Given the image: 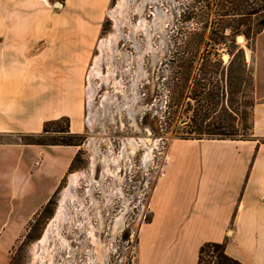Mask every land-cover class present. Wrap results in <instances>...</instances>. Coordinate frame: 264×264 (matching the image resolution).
<instances>
[{"label":"crops","instance_id":"1","mask_svg":"<svg viewBox=\"0 0 264 264\" xmlns=\"http://www.w3.org/2000/svg\"><path fill=\"white\" fill-rule=\"evenodd\" d=\"M110 2L0 0V148L17 153L9 196L20 187L26 205L11 245L54 194L78 149L24 138L43 135L45 121L62 117L69 133L83 132L86 74ZM253 42L254 86L259 66L264 81V22ZM255 124L247 138L169 141L149 192V217L138 228L140 264H196L204 242H222L240 264H264V130Z\"/></svg>","mask_w":264,"mask_h":264},{"label":"rangeland","instance_id":"2","mask_svg":"<svg viewBox=\"0 0 264 264\" xmlns=\"http://www.w3.org/2000/svg\"><path fill=\"white\" fill-rule=\"evenodd\" d=\"M120 1L111 0L94 51L95 59L101 52L102 41L110 37L114 41L113 58L111 47L105 45V57L99 69L103 80L94 78L96 93L92 103L85 90L84 130L78 136L69 137L77 143L76 158L47 209L27 222L12 245L26 214V205L20 187L9 196L7 179L17 153L0 148V255H5L6 247L11 245L7 264H140L142 257L136 258L137 233L140 224L149 217V192L169 141L176 137V131H182L190 114L182 107L172 117L169 113L172 68L168 58L172 52L183 49L185 39L199 38L200 23L187 17L199 11L201 3L198 0H127L125 10L119 13ZM209 31L206 27L203 36ZM254 37H244L239 44L252 71ZM201 50L202 44L197 52ZM222 58L226 61L227 55L223 53ZM107 68L109 77L105 75ZM261 68H257L254 79L259 94L255 93L254 86L249 93L252 98L249 117L246 122L238 117L233 120L238 138L252 134L254 121L258 130H264ZM112 78L120 80L119 89L114 88ZM103 95L107 101H102ZM238 111L240 117L242 112ZM92 112H98L94 114L96 117ZM53 127L64 129L65 120L48 128ZM131 139H139L136 148L130 147ZM260 140H264V135ZM90 142L94 143L95 151ZM74 172L79 174L78 182L70 187L69 176ZM67 188H70L69 197L64 199ZM63 199L68 215L63 222L62 215L59 232L67 244L54 231L49 241L44 242L45 246L35 245ZM118 216L120 224L115 228ZM34 252L37 257L33 259Z\"/></svg>","mask_w":264,"mask_h":264},{"label":"trees","instance_id":"3","mask_svg":"<svg viewBox=\"0 0 264 264\" xmlns=\"http://www.w3.org/2000/svg\"><path fill=\"white\" fill-rule=\"evenodd\" d=\"M198 1L201 3L199 11L187 19H196L200 23L199 38L185 39L183 49L172 52L168 58L172 68L169 113L172 117L181 107L190 111L182 131H176L175 135L182 139L238 138L233 120L238 117L246 122L249 117L253 75L243 47L235 42V35L248 38L260 31L264 22V0ZM206 27L210 31L204 37ZM225 29L229 30L227 34ZM201 44L202 50L198 53ZM223 53L227 55L226 61L222 58ZM237 110L242 112L240 117ZM62 119L65 120L64 129L48 128ZM67 125L66 117L45 121L43 135L27 136L24 140L28 143L77 145L69 137L79 134L69 133ZM76 155L77 152L68 169ZM51 200L52 196L33 218L43 213ZM196 264L240 263L224 252L222 242H204L198 248Z\"/></svg>","mask_w":264,"mask_h":264},{"label":"bare ground","instance_id":"4","mask_svg":"<svg viewBox=\"0 0 264 264\" xmlns=\"http://www.w3.org/2000/svg\"><path fill=\"white\" fill-rule=\"evenodd\" d=\"M126 2H127V0H121L120 2H118V4H119V7H120V12L119 13H122L123 12V10H125V4H126ZM102 41V40H101ZM104 41V42H103ZM102 41V43H101V52L99 53V54H97V56H96V58L94 59V62H93V64L91 65V68H90V70H89V72H88V84H87V87L85 88V90L87 89V92H88V95H89V98H90V101H91V103H92V101H93V94H94V92H95V89H94V87H93V81H94V78L95 77H97V78H100L101 80H103V75H102V73H101V71L99 70L100 69V64L102 63V61H103V59H104V57H105V55H104V53L106 52H103L104 51V49H103V47L105 46V45H107L108 47L110 46L111 48H110V51H111V58H113L112 56H113V53H114V41H113V39L112 38H108V39H105V40H103ZM126 55V54H125ZM125 57V56H124ZM130 57V56H129ZM129 57H127V58H129ZM116 66V65H115ZM112 67V66H111ZM108 69V68H107ZM119 69V68H118ZM102 70V69H101ZM104 74V73H103ZM109 74H110V71H109V69L106 71V76H108L109 77ZM113 79V78H112ZM119 82H120V80L118 79V80H114L113 79V81H112V84H113V86H114V88L115 89H117L118 87H119ZM121 87V86H120ZM119 89V88H118ZM107 94V93H106ZM111 99V98H110ZM103 101H107V96H104L103 95ZM117 101V100H116ZM90 103V104H91ZM110 110V109H109ZM130 110V109H129ZM98 113V112H97ZM96 113V114H97ZM110 113V112H109ZM99 115V114H98ZM112 116V115H111ZM93 138H95V137H93ZM96 139V138H95ZM140 140H142V138H140ZM137 141H139V139L137 140ZM137 141H135V139H131L130 140V147L131 148H136V146H137ZM90 146H92V149L95 151V147H94V143L93 142H90V144H89ZM99 150V149H98ZM148 155H149V152L147 153ZM98 155V154H97ZM90 165L91 166H93V161L90 163ZM94 168V167H93ZM92 170H94V169H92ZM78 178H79V174L78 173H76V172H74V173H72V174H70V176H69V186L70 187H73V186H76L77 185V182H78ZM70 191V188H67V189H65V191H64V199H66L67 197H69L68 196V194L70 193L69 192ZM110 198V197H109ZM62 200V202H61V204H60V206H59V208H58V210H57V212H56V215H55V217L54 218H52L51 220H50V223H48L47 224V226H46V228L44 229V233L42 234V236L36 241V244L35 245H37L38 246V244H40L41 246H45L46 244H44V242H46L47 240H48V238H49V236H50V238H51V236H52V233H54V231H55V233L57 234V236H59V238L62 240V241H64V243L65 244H67L66 243V241L64 240V237H61L60 236V232H59V230L61 229V219H62V217L63 216H65V218L62 220V222L66 219V215H68L67 214V206H66V204H65V200ZM63 215V216H62ZM102 217V216H101ZM117 220H116V222H115V228H117V227H119V224H120V217L118 216L117 218H116ZM56 220H58V221H56ZM55 221V223H54V225H53V222ZM53 225V226H52ZM100 230V229H99ZM49 238V239H50ZM49 241V240H48ZM47 241V242H48ZM66 247H69L68 245H66ZM47 248V247H46ZM47 250V249H46ZM107 254V253H106ZM37 256H36V252H34V257H33V259L34 258H36Z\"/></svg>","mask_w":264,"mask_h":264},{"label":"water","instance_id":"5","mask_svg":"<svg viewBox=\"0 0 264 264\" xmlns=\"http://www.w3.org/2000/svg\"><path fill=\"white\" fill-rule=\"evenodd\" d=\"M224 32L227 34V33L229 32V30H228V29H225ZM243 41H244V37H243V35L238 34V35L235 36V42H236L237 44H242Z\"/></svg>","mask_w":264,"mask_h":264},{"label":"flooded vegetation","instance_id":"6","mask_svg":"<svg viewBox=\"0 0 264 264\" xmlns=\"http://www.w3.org/2000/svg\"><path fill=\"white\" fill-rule=\"evenodd\" d=\"M94 99V98H93ZM102 101H103V98H102ZM93 107V106H92ZM97 140L99 139V137H97V136H94Z\"/></svg>","mask_w":264,"mask_h":264},{"label":"built area","instance_id":"7","mask_svg":"<svg viewBox=\"0 0 264 264\" xmlns=\"http://www.w3.org/2000/svg\"><path fill=\"white\" fill-rule=\"evenodd\" d=\"M148 201V200H147ZM147 208H148V205H147Z\"/></svg>","mask_w":264,"mask_h":264}]
</instances>
